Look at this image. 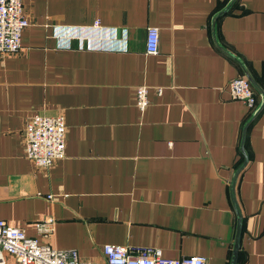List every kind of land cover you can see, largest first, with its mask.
I'll return each instance as SVG.
<instances>
[{
    "label": "crops",
    "instance_id": "obj_1",
    "mask_svg": "<svg viewBox=\"0 0 264 264\" xmlns=\"http://www.w3.org/2000/svg\"><path fill=\"white\" fill-rule=\"evenodd\" d=\"M21 4L20 48L0 54V219L87 261L109 244L231 264L239 228L235 264H264V0ZM239 76L252 109L226 89ZM57 113L63 157L36 167L24 125Z\"/></svg>",
    "mask_w": 264,
    "mask_h": 264
},
{
    "label": "built area",
    "instance_id": "obj_2",
    "mask_svg": "<svg viewBox=\"0 0 264 264\" xmlns=\"http://www.w3.org/2000/svg\"><path fill=\"white\" fill-rule=\"evenodd\" d=\"M28 24L21 0H0V54L15 53L20 48V34ZM98 27L97 20L93 22ZM158 45V30L149 26L145 31L144 52L155 54ZM226 89L230 98L252 109L256 98L244 76L230 79ZM160 88L157 89V92ZM134 102L138 110L147 105V87L138 85L134 90ZM65 123L63 115L34 114L23 129L24 153L36 167H49L64 154ZM46 198H50L46 195ZM42 237L53 231V222L45 217L34 224ZM100 261L81 260L74 248H55L46 242L29 237L22 228L10 226L0 219V264H207L201 255L182 258L164 257L158 248L138 247L130 252L127 247L105 244Z\"/></svg>",
    "mask_w": 264,
    "mask_h": 264
},
{
    "label": "water",
    "instance_id": "obj_3",
    "mask_svg": "<svg viewBox=\"0 0 264 264\" xmlns=\"http://www.w3.org/2000/svg\"><path fill=\"white\" fill-rule=\"evenodd\" d=\"M239 232H240V229L238 228L237 231H236V240H235L234 251H233V254H232V258H231V264H235V257H236V249L238 247Z\"/></svg>",
    "mask_w": 264,
    "mask_h": 264
}]
</instances>
